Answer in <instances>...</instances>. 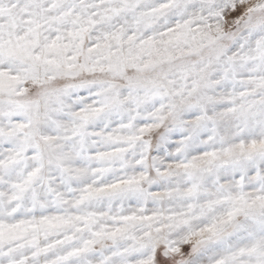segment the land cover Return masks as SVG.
<instances>
[{"label": "snow or ice", "instance_id": "1", "mask_svg": "<svg viewBox=\"0 0 264 264\" xmlns=\"http://www.w3.org/2000/svg\"><path fill=\"white\" fill-rule=\"evenodd\" d=\"M0 264H264V0H0Z\"/></svg>", "mask_w": 264, "mask_h": 264}]
</instances>
